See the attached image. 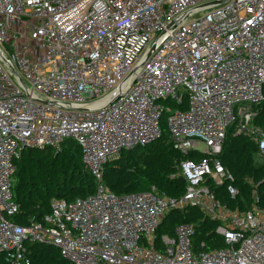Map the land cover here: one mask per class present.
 Segmentation results:
<instances>
[{
  "label": "built area",
  "instance_id": "built-area-1",
  "mask_svg": "<svg viewBox=\"0 0 264 264\" xmlns=\"http://www.w3.org/2000/svg\"><path fill=\"white\" fill-rule=\"evenodd\" d=\"M263 101L264 0H0V264H32L29 242L73 264H264L256 188L244 210L215 189L239 194L220 159L232 125L253 133L264 161V131L252 125ZM164 112L187 156L171 174L184 192H112L105 166L159 139ZM67 139L96 192L53 198L41 220L9 218L20 212L16 159ZM187 207L218 223L225 246L196 245L191 223L157 234L166 213Z\"/></svg>",
  "mask_w": 264,
  "mask_h": 264
},
{
  "label": "trees",
  "instance_id": "trees-1",
  "mask_svg": "<svg viewBox=\"0 0 264 264\" xmlns=\"http://www.w3.org/2000/svg\"><path fill=\"white\" fill-rule=\"evenodd\" d=\"M173 105H176L173 103ZM186 107V103L181 105ZM257 110L253 121V132L264 131V101L253 105ZM164 112L161 119L162 136L145 147H136L124 151L117 159L105 166L103 183L118 195L149 190L153 185L159 191L170 196H179L185 190L181 177H171L177 171V165L184 156L177 150L166 125ZM195 156H190L194 158ZM220 159L235 178L239 194L232 197L227 186L216 189L217 195L232 208L244 210L254 202V188L264 207V161L259 157L258 143L253 133L236 132L232 125L224 142ZM14 174L15 198L20 212L10 216L19 224H27L32 219L41 220L50 212L53 198H65L72 201L96 192L98 182L82 158V149L78 142L67 139L57 151L52 147L27 148L16 159ZM181 223L195 226L194 242L204 241L207 248L225 246L224 239L215 229L217 222L209 219L197 207L170 210L165 214L157 234L174 235ZM28 251L32 264H73L65 258L59 248L38 242H29Z\"/></svg>",
  "mask_w": 264,
  "mask_h": 264
},
{
  "label": "rangeland",
  "instance_id": "rangeland-1",
  "mask_svg": "<svg viewBox=\"0 0 264 264\" xmlns=\"http://www.w3.org/2000/svg\"><path fill=\"white\" fill-rule=\"evenodd\" d=\"M254 111H255V110H254ZM255 113H258V112H257V110H256V112H255ZM253 121H254V120H253ZM252 125H253V122H252Z\"/></svg>",
  "mask_w": 264,
  "mask_h": 264
}]
</instances>
